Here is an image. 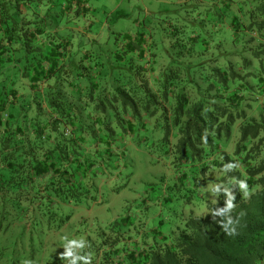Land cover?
Returning <instances> with one entry per match:
<instances>
[{"label":"trees","instance_id":"obj_1","mask_svg":"<svg viewBox=\"0 0 264 264\" xmlns=\"http://www.w3.org/2000/svg\"><path fill=\"white\" fill-rule=\"evenodd\" d=\"M94 1L0 0V229L7 220L30 233L57 220L62 228L78 214L85 221L91 205L100 204L124 148L141 143L146 122L165 128L167 143L172 125L177 127L172 142L178 153L209 145L201 137L209 128L196 125L202 122L203 104L177 93L187 88L184 64L202 70L208 62L230 63L235 79L237 63L264 62V17L252 20V4L244 0H170L171 10L160 12L169 17L164 22L171 43L160 53L156 48L165 34L145 21L138 32L125 33L104 48L101 32L91 33L97 23ZM186 7L194 8L198 19L188 21L194 33L185 39L179 23L190 16L182 13ZM217 35V43L228 47L221 54L213 50ZM251 42L262 49H240ZM258 82L264 95V71ZM227 99L235 108L229 122H245L236 149L230 152L227 144L213 162L221 169L236 166L222 178L233 180L231 213L212 216L228 199L222 190L206 216L189 218L177 232H112L133 225L130 218L115 221L103 233V243L90 248L85 241L79 251L90 264H264V106H255L236 87ZM191 135L198 138L193 141ZM241 179L248 184L247 196L238 188ZM228 215L233 235L219 225L227 223Z\"/></svg>","mask_w":264,"mask_h":264},{"label":"rangeland","instance_id":"obj_2","mask_svg":"<svg viewBox=\"0 0 264 264\" xmlns=\"http://www.w3.org/2000/svg\"><path fill=\"white\" fill-rule=\"evenodd\" d=\"M244 1L252 4V20L264 17V0ZM165 3L168 5L165 6ZM173 3L170 0H96L93 7L97 9V23L92 27L91 33L101 32L98 39L108 45L104 48H110L115 41L120 42L125 33L138 32L139 23L145 21L152 31L165 34L156 51L167 52L171 39L166 35L169 28L164 21H169V17L160 11L162 7L169 10ZM182 11L183 14L187 13L186 11L190 14L186 20L179 23L180 27H184L186 39L193 35L194 26L190 22H193V18L198 19V15H195L197 12L192 7H186ZM173 16L170 15V18L174 19ZM91 20L94 21L93 17ZM76 23L81 28L85 26L83 21ZM201 34L204 35L202 32ZM220 36H215V43H212L217 54L228 49L223 46L226 44L217 43ZM233 45L236 46L234 43ZM240 49L257 52L262 48L251 42L248 47L245 44L240 46ZM168 61H172L171 57H168ZM204 65V69L198 70L192 68L189 62L184 64L183 75L187 78V88L177 93L187 95L195 104H203L200 114L203 119L196 125H206L209 128L208 133L201 135L203 140L211 142L209 145L197 144L194 150L187 146L178 153L173 143L178 137L177 127L172 125L173 137L171 142L167 143L163 140L165 128L159 130L155 127L157 122H146V130L141 134V143H130L124 148L125 155L119 157L117 171L107 179L99 195L100 204L91 205L88 213L84 215L85 221L81 220L82 214H78L62 228L58 227L60 222L57 220L42 231L30 233L22 231L16 225L10 226L11 221L7 220L0 229V264H24L25 261H30L31 264H62L60 254L65 251V237L83 239L90 248H94V245L103 243V233L110 232L112 223L125 218H130L133 225L129 228L121 225L112 232L128 233L130 230L136 234L154 228H159L165 233L177 232L184 228L189 218L206 216L208 205L218 203L222 190L233 193V180L223 181L225 169L213 163L219 160L227 144H230V152L236 149V144L241 139L239 126L245 123L229 122L230 117L235 115V108L227 96L232 95L233 88L236 87L239 94L253 100L255 106L263 108L264 95L262 91H258L261 85L258 80L264 71V62L252 59V62L237 63L234 69L238 77L235 79L230 63L208 62ZM216 66L220 69H216ZM223 78L228 79L226 83ZM227 86L231 90L224 92L222 88ZM173 106L172 102L168 107ZM254 114L259 118L258 113ZM217 119L220 121L217 122ZM191 138L195 141L198 136L191 135ZM89 236L92 240H88ZM95 237L99 242L93 241ZM63 264H67V261Z\"/></svg>","mask_w":264,"mask_h":264},{"label":"clouds","instance_id":"obj_3","mask_svg":"<svg viewBox=\"0 0 264 264\" xmlns=\"http://www.w3.org/2000/svg\"><path fill=\"white\" fill-rule=\"evenodd\" d=\"M234 167H236L232 163H228L225 165V171H230ZM238 188L240 191L243 192L245 196L248 195V184L246 180L241 179L238 181ZM228 196V199L225 201V206L217 209L214 213H212L213 218L216 216H224L225 213H231L233 208L235 207L233 200L235 197L231 193H226ZM234 221L231 217V215H228L227 223H225L223 220L219 221V225H221L222 229L225 230V232L228 235L235 234V228L232 227L231 229L228 228L229 224L233 225ZM86 247V243L83 239L77 240V239H68L65 237V243L63 245V248L65 249L64 252L60 254V260L63 264L64 261H67V264H79V262H83V264H90V259L87 255H80L79 250H82ZM24 264H31L30 261H25Z\"/></svg>","mask_w":264,"mask_h":264}]
</instances>
